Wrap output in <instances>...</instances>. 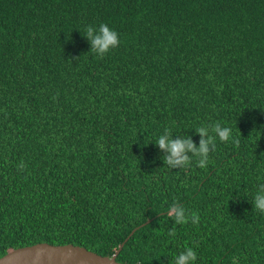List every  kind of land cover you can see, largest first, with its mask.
I'll return each instance as SVG.
<instances>
[{
    "label": "trees",
    "instance_id": "16d2710c",
    "mask_svg": "<svg viewBox=\"0 0 264 264\" xmlns=\"http://www.w3.org/2000/svg\"><path fill=\"white\" fill-rule=\"evenodd\" d=\"M101 23L121 39L103 57L83 37ZM215 122L238 143L217 141L206 169L163 165L166 128L198 144ZM258 176L264 0H0V258L124 244L119 263L169 264L198 244V264H264V215L233 200ZM176 202L199 223L174 225Z\"/></svg>",
    "mask_w": 264,
    "mask_h": 264
},
{
    "label": "clouds",
    "instance_id": "9594fccd",
    "mask_svg": "<svg viewBox=\"0 0 264 264\" xmlns=\"http://www.w3.org/2000/svg\"><path fill=\"white\" fill-rule=\"evenodd\" d=\"M84 38L90 44V52L103 57L111 50L119 47L121 43L120 34L107 23L98 26L89 25L85 30ZM194 133L200 137L199 143H195L191 135H177L173 138L170 128H166L152 143L161 153L160 157L163 165L170 169H186L191 167L193 162L201 169H206L210 164V154L215 152L217 141L221 143H238L233 138L232 128L220 122L211 125H201L195 128ZM257 187L249 199V194L238 192L233 200H239L243 196L251 205L252 213L264 215V176L257 177ZM169 214L174 219V225L198 224L199 216L197 213H190L178 202L173 203L169 208ZM170 241L175 240L177 232L175 227L167 231ZM199 245L193 244L174 253L169 260V264H198L200 259L198 252ZM169 257V256H168ZM226 264H247V257L239 251L231 254Z\"/></svg>",
    "mask_w": 264,
    "mask_h": 264
},
{
    "label": "water",
    "instance_id": "95a60500",
    "mask_svg": "<svg viewBox=\"0 0 264 264\" xmlns=\"http://www.w3.org/2000/svg\"><path fill=\"white\" fill-rule=\"evenodd\" d=\"M134 231L125 241L130 238ZM123 245L112 257L108 258L97 255L81 246L71 244L56 246L39 243L10 251L0 258V264H126L116 261Z\"/></svg>",
    "mask_w": 264,
    "mask_h": 264
}]
</instances>
